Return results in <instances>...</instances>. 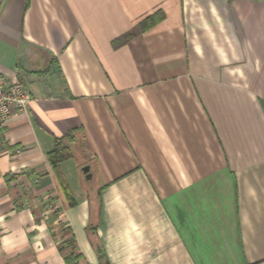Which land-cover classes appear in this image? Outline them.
Returning a JSON list of instances; mask_svg holds the SVG:
<instances>
[{
  "label": "crops",
  "instance_id": "obj_1",
  "mask_svg": "<svg viewBox=\"0 0 264 264\" xmlns=\"http://www.w3.org/2000/svg\"><path fill=\"white\" fill-rule=\"evenodd\" d=\"M0 75V264H264V1L0 0Z\"/></svg>",
  "mask_w": 264,
  "mask_h": 264
},
{
  "label": "built area",
  "instance_id": "obj_2",
  "mask_svg": "<svg viewBox=\"0 0 264 264\" xmlns=\"http://www.w3.org/2000/svg\"><path fill=\"white\" fill-rule=\"evenodd\" d=\"M29 99L21 82L16 78L0 75V124H4L13 114L25 111Z\"/></svg>",
  "mask_w": 264,
  "mask_h": 264
},
{
  "label": "trees",
  "instance_id": "obj_3",
  "mask_svg": "<svg viewBox=\"0 0 264 264\" xmlns=\"http://www.w3.org/2000/svg\"><path fill=\"white\" fill-rule=\"evenodd\" d=\"M64 150L65 148L62 146V142L60 140H55L53 149L50 150V153H48V161L50 162L49 164H51V166L55 170H57L59 163H62L66 158L69 157V154ZM58 179L60 181V186L63 190L65 197L70 199V196L66 190L65 185L63 184L62 179H60L59 176ZM78 259L79 257L77 255H73L72 252H69L64 257L65 264H78Z\"/></svg>",
  "mask_w": 264,
  "mask_h": 264
},
{
  "label": "rangeland",
  "instance_id": "obj_4",
  "mask_svg": "<svg viewBox=\"0 0 264 264\" xmlns=\"http://www.w3.org/2000/svg\"><path fill=\"white\" fill-rule=\"evenodd\" d=\"M83 147L80 145V144H76L75 147H74V150L70 152V154H72V160L74 162V164L79 166V177H80V181H82L83 183H85L86 181V177L84 175H86V173L89 172V169L88 171L84 174L83 173V167H84V164H82V162L85 161V154H83Z\"/></svg>",
  "mask_w": 264,
  "mask_h": 264
},
{
  "label": "water",
  "instance_id": "obj_5",
  "mask_svg": "<svg viewBox=\"0 0 264 264\" xmlns=\"http://www.w3.org/2000/svg\"><path fill=\"white\" fill-rule=\"evenodd\" d=\"M88 166H85V167H83V173L85 174L87 171H88ZM85 177H86V179H89L91 176L90 175H88L87 173H86V175H84Z\"/></svg>",
  "mask_w": 264,
  "mask_h": 264
}]
</instances>
